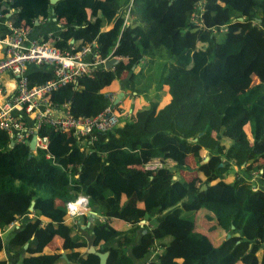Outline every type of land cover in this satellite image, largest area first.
<instances>
[{
    "label": "trees",
    "instance_id": "16d2710c",
    "mask_svg": "<svg viewBox=\"0 0 264 264\" xmlns=\"http://www.w3.org/2000/svg\"><path fill=\"white\" fill-rule=\"evenodd\" d=\"M129 2L0 0V11L4 4L13 8L15 26L30 28L52 12L64 27L52 41L60 50L94 41L101 57L119 59L49 94L53 104H68L74 117L97 115L109 105L103 89L124 72L130 92L147 97L150 82L133 86L143 71L140 62L157 53L169 59L152 78L157 92L166 86L168 102L158 107L154 94L129 118L113 105L119 123L82 138V149L74 139L59 153L71 134L44 125L53 158L41 150L28 158L26 144L10 147L0 131V232L35 201L32 217L6 240L8 251H24L20 264H69L58 248L48 251L60 237L76 264H99L97 255L82 252L86 241L78 221H65V203L81 193L89 210L106 218L92 224L94 245L109 252L106 264L143 257L141 243L131 244L142 220H149L147 238L158 250L157 259L144 264H264V0H131L123 26ZM48 39L44 34L40 41ZM253 75L257 82L243 90ZM27 76L32 86L51 71ZM204 156L209 159L201 163ZM189 157L202 179L198 185L181 174L191 169ZM152 158L174 164L145 170ZM229 171L235 173L225 175ZM117 219L130 228L116 229ZM217 232L224 235L218 244Z\"/></svg>",
    "mask_w": 264,
    "mask_h": 264
},
{
    "label": "built area",
    "instance_id": "2783aa9c",
    "mask_svg": "<svg viewBox=\"0 0 264 264\" xmlns=\"http://www.w3.org/2000/svg\"><path fill=\"white\" fill-rule=\"evenodd\" d=\"M130 7L131 0L124 8L123 26L128 24ZM200 13L196 16L200 17ZM8 27L9 33L0 38V131L5 132L14 145H28L31 137L35 136L32 155L41 150L45 152V158H53L48 151V136L41 134L44 125L69 132L80 140L87 137L93 139L94 132L110 131L119 123L111 95H106L110 104L97 115L81 117H74L68 104L56 105L49 99L52 91L68 84L77 85L80 78L105 68V62L115 56L101 57L94 41L78 50H60L52 44L53 39H29V27L15 26L13 23H9ZM29 64L49 66L51 77L43 83L30 86L27 76ZM6 73L13 77L12 90H8L3 82ZM19 113H24L31 123L27 124ZM125 117L129 118L130 115L126 114ZM169 160L148 159L143 168L160 169L168 166ZM65 212L70 219L88 213V196L77 194L65 203ZM98 219L104 221L106 218L101 215Z\"/></svg>",
    "mask_w": 264,
    "mask_h": 264
},
{
    "label": "crops",
    "instance_id": "0c3cea01",
    "mask_svg": "<svg viewBox=\"0 0 264 264\" xmlns=\"http://www.w3.org/2000/svg\"><path fill=\"white\" fill-rule=\"evenodd\" d=\"M125 6L126 5L123 6V10H124ZM1 9H2V11H0V38H3L4 36H6L9 33V27H8L9 23H13V11L14 10H13V8H8L7 4L2 5ZM36 21L34 22V25L29 28V32L27 34L29 39L36 38V39L40 40L41 36L44 34H47L49 36V39H53L64 28L61 23L57 22L56 18L53 16L52 12H51V15H47L43 19L36 20ZM111 27H112V23L105 26L103 28V30H108ZM35 69L50 70L49 66H46V65L29 64L27 66V72H30V71L35 70ZM137 70H139V66L137 67L136 71ZM143 71H145V68H143ZM128 78H129L128 73L124 72L122 74L121 78L115 80L109 87H106L103 89V92L105 93V95H111L113 97V101L118 97V95H120V99L116 104H119V107L121 108L122 117H125L126 114H129L131 116V114L137 109L147 108L149 105L148 98H152V95H150V94H148L147 97H144V94L141 93L140 95H136V92H132L131 96H130V94H129L130 90L127 87ZM13 81H14L13 77L10 73L4 74L3 82L5 83V86L8 90L13 89L12 88L13 87ZM255 82H257V78L253 75L250 77V80L247 82V86L243 87V90ZM139 88H141V84L139 85ZM165 88H166V86L161 90V92L156 93L155 102L157 101L158 107L163 106L169 100V94L165 90ZM19 114L27 124L31 123L30 119L24 113H19ZM74 139L75 138L72 135H69V141L60 148L59 153H62L65 150H67L69 145L74 141ZM76 140L78 141L77 147L79 149H82L84 147V140H82V139H80V140L76 139ZM10 142H9V146H10ZM169 161H170V163L168 164V166L172 167V165L174 164V161H172V160H169ZM187 163L189 164L191 169H189L188 171H182L181 174L185 178H187L188 180H191L193 183L198 185L200 183L201 179L198 176L197 172L195 170H193L194 166L192 165V163H194V159L192 157H189L187 159ZM234 169H235V167H234ZM253 179L255 180V182L258 186L261 184L259 181V176L257 174H255L253 176ZM63 205H64L63 203H58V206H63ZM84 215L87 216V220H85V223L79 222V218L82 215L75 217L73 219L66 217L65 221H67V222L78 221L76 229L79 232V234L86 241V238L84 237V235H82L80 233V231H81L80 226H83L89 232L90 231L93 232L92 224H93V222H95L97 220L99 221L98 216H101L102 214L89 210V212L84 214ZM30 217H32L31 211L29 213L24 214L23 217L16 219L15 221L11 222L9 225H7V227H5L0 232V238L3 242V248L0 252V259H5L7 264H20V260L24 254V251L9 252L5 242L9 238V236L12 233H14L15 231H17L18 229H20L23 226L24 221ZM145 221H146V225H144L142 223V221L140 222L141 226L139 227L138 235L136 237H134L131 244L141 243L140 244L141 249H146V252L142 258L133 259V264H144L147 261L157 259L158 250L156 248V245L154 243V248L150 249V245L153 242H150L149 239L147 238V234L149 231V220H145ZM114 225L116 226L115 227L116 229L122 230V231H126V230H128V228H130L128 223H126L122 220H119V219L114 221ZM143 230H146V233H143ZM223 236H224L223 233L217 232L216 238L218 240H220V238H223ZM62 243H63V240L60 237L53 238V240H51V242H49V244H48V248H49L48 251L49 250L52 251V250L58 248L59 252L61 254L65 255V259L67 260V262L69 264H76L73 259L68 258L69 251L63 250ZM86 245H87V241H86ZM72 246H73V243H70L69 247H72ZM95 248L97 249L96 246H95ZM85 249H86V246L82 251L83 254H84Z\"/></svg>",
    "mask_w": 264,
    "mask_h": 264
},
{
    "label": "water",
    "instance_id": "95a60500",
    "mask_svg": "<svg viewBox=\"0 0 264 264\" xmlns=\"http://www.w3.org/2000/svg\"><path fill=\"white\" fill-rule=\"evenodd\" d=\"M57 1L58 0H49L50 4H54ZM239 19H242V17H239ZM71 42H73V40H71ZM118 61H119V59H117L116 57L107 60L105 62V68L106 69L112 68L115 64L118 63ZM119 99H120V95H118V97L113 101V105H115L119 101ZM35 139H36V137L35 136H32L31 139H30V141H29V143H28V148H29V151H30L29 154H28V158H30L32 156V151L35 149ZM194 140H196V138ZM13 146H14V143H13V141H11L10 142V147H13ZM208 159H209V156H205L201 160V163L206 162ZM176 178L177 177L174 175L173 176V179H176ZM34 203H35V201L32 200L31 201V204L29 206V211H32L33 210ZM142 223L144 225H146V221L145 220H142ZM80 227H81L80 233L82 235H84V237L86 238V241H87V245H86V249L84 251V254H88V253L95 254L99 258V264H106V261H107V257L109 255V252L108 251H105V252L98 251L95 248V245H94V242H95V234L92 231H90V232L87 231L83 226H80ZM143 233H146V230H143ZM228 236H229V234L227 235V237ZM26 247H27V244H24L23 248L25 249ZM153 248H154V244H152L150 246V249H153ZM62 257L65 258V255L62 254Z\"/></svg>",
    "mask_w": 264,
    "mask_h": 264
},
{
    "label": "rangeland",
    "instance_id": "374dc122",
    "mask_svg": "<svg viewBox=\"0 0 264 264\" xmlns=\"http://www.w3.org/2000/svg\"><path fill=\"white\" fill-rule=\"evenodd\" d=\"M164 61H169V59L167 58V56H165V54L157 53V55H155V54L152 55V58L150 56H147L143 62H140L143 65L142 68H145V71H142L141 76H137L136 80L134 81L133 86L139 87L140 84H145L146 82L148 84L150 82L151 84L149 86V90H150L149 94L152 95V97H153L154 94L157 93V91L155 90L156 89V81L152 80V78H154L155 73L158 72V70L160 68L159 64L164 62ZM129 94L131 96V92ZM192 165L194 166L195 163H192ZM235 170H236V168H235ZM230 173H235V171H229L225 175L230 174ZM200 179H201V177H200ZM215 240H216L215 243L218 244V243H220L222 238H220V240H218L216 238Z\"/></svg>",
    "mask_w": 264,
    "mask_h": 264
}]
</instances>
